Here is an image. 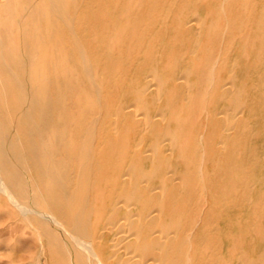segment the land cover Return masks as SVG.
Returning <instances> with one entry per match:
<instances>
[{
	"label": "bare ground",
	"instance_id": "1",
	"mask_svg": "<svg viewBox=\"0 0 264 264\" xmlns=\"http://www.w3.org/2000/svg\"><path fill=\"white\" fill-rule=\"evenodd\" d=\"M137 2L139 3V0ZM237 2L239 1L237 0ZM38 4L40 5L37 8L38 18L35 22L36 26L33 31L34 39L31 40V46L27 54L17 60L18 63L15 64V62H8L5 54L0 51V194L5 197L8 205L17 212L24 227L29 228L40 241L39 246L32 241L23 244L24 252L27 255L25 264H33L31 263L32 258L38 250H41L43 254L45 253L48 256L45 264H195L193 262L194 260L190 258L189 253L192 248L191 237L186 233L187 230L185 233L182 231L184 224L181 226V217H183V212L181 213V211H183V209L180 211L183 206L182 202L188 200L186 204L189 203V199H185L184 201L183 199L185 198L189 184L188 181L192 174L189 170L187 172V169L185 171L183 169V172L167 170L168 167L170 168L168 165H172L170 162L175 153L178 154V158L180 157L182 160L184 159L187 161L189 160L187 159V154L189 156V153L192 154V152H189L188 146H185L188 143L187 140H182V142H186H184L185 147H182V142L177 138L180 133H178V131L183 129L181 128L182 126L180 125V129L178 127L177 131L176 128L179 124L177 123L175 126L176 130L172 131V129H170V121L172 119L170 120L168 115H171L170 97L172 91L167 88L168 82L166 78L158 72V69L156 70V68L153 69V67H151L148 74H143L142 84H139L138 80L135 85L133 84L134 86H131L133 105L126 108L122 105L107 106L105 101L106 98L102 96L104 89L102 90L100 86L101 83L98 84V76L96 77L93 64L89 60L90 58L85 45L78 34V30L85 25H83L84 22L80 16V0H38ZM99 4L100 3H98L97 6ZM167 4H169V2ZM141 6H143V4H141ZM116 7L118 6H114V8ZM241 7L243 8L242 5ZM107 8L108 7H106V9ZM124 9H129V6ZM234 9H236V7ZM107 10L106 12H109L110 9ZM191 11L193 10H190V12ZM128 12L127 15L125 14L126 16H128ZM164 14L165 13H163L162 17ZM91 15H93V13ZM220 17L222 18V16ZM124 18L127 17L124 16ZM239 19H241V17H239ZM239 19H237V22ZM123 20L125 23V19ZM244 20L252 19L247 18ZM244 20H240L241 23H243ZM248 24L251 23L249 22ZM132 25L135 28L137 26L136 24V26L134 24ZM159 25H161V22ZM202 25L203 21L196 17L191 20V27L189 26V29L194 30L196 34H200ZM128 29L131 31L130 29H132V27ZM240 29L243 28L240 27ZM236 31H238V29ZM232 33L234 35V32ZM242 33L243 32H241V34ZM188 34H190V32ZM222 34L224 35L225 33ZM115 36H117V33ZM0 37H2L1 33ZM128 37H130L129 34ZM143 38H145V35ZM123 43H121V45H123ZM138 43L137 45L141 44ZM146 45L147 44H145V46ZM165 46L166 45H163V47ZM132 50H134V47ZM168 51L169 50H167V52ZM194 51L196 50L193 47L191 52L194 54ZM226 54H228V52H226ZM120 55L121 54L118 56ZM156 56H154V58ZM121 58V56L120 59L117 57L118 62ZM72 60L76 63H73L75 64L74 67L72 64V67L70 65V61ZM209 60H211V58ZM121 62H123V60L120 61V63ZM214 62L217 63L216 60ZM110 63L112 64L111 61ZM120 63H118V67ZM120 65H122V63ZM214 66L215 65H212V67ZM206 67L208 66L206 65ZM187 69V71L190 70V68ZM211 70L212 69H210V71ZM222 71L220 69V72ZM108 72H106V74ZM235 72L233 73L231 68V71L228 73V81L218 89L219 99L224 105L220 110L214 112L215 117L218 116L221 121L220 123H222L220 126L221 136L218 143L222 148H224L226 144L228 134L235 129L238 116L242 114L244 110V101H242L240 91L236 90L233 82V74H235ZM213 73L215 72H212V76L214 75ZM174 74H176V72H174ZM246 76H248V74ZM105 77H107V75H105ZM183 78L185 80L184 83H186L185 90L187 95L182 101V105L185 108L189 104L190 97L188 98V96H190V91L188 90H190V84L188 74ZM219 78L220 76L218 79ZM214 79L215 78H213V80ZM177 80L180 81V79ZM112 81H114V79ZM215 82H217V80ZM215 84L218 86L217 83ZM237 85L236 83V86ZM215 88L216 87H213V89ZM206 92L207 89L205 93ZM242 92H244V90ZM199 98L201 99V94ZM200 99L199 101L202 104L204 98L202 97V99ZM201 106L203 107L206 105ZM204 108L200 109L206 110V107ZM138 112L141 113H139L141 117L137 119L136 116ZM176 119H174L175 122ZM178 120L179 119H177V122L180 121ZM123 123H127V129L130 128L133 133L132 137H128L127 140L125 139V132L127 130H123ZM215 127L216 126H214V128ZM181 134L183 135V133ZM201 155L202 153L200 156ZM118 156L119 158H117ZM113 157L116 158L115 161L117 160V162H115V164H117L113 167L114 170H112V166H109L111 158ZM199 159H202V157ZM197 161L199 162L200 160L197 159ZM246 161L248 160L246 159ZM179 162L178 166L181 167ZM206 162L207 161H205V163ZM145 164L147 167H145ZM194 164L195 163H193V166ZM250 165L248 164V166ZM188 166L190 167V165L186 167L188 168ZM202 166L199 165L195 170L192 168L194 170L192 173L196 179L198 174L199 181L205 186L204 184L208 179L206 180L207 177L204 175L205 173L199 172L204 170H201ZM111 172L112 174H110ZM25 174L33 175L34 181L31 182L32 184L27 183L24 178ZM217 178H219V176ZM199 183L198 186H200ZM227 185L228 184H226V186ZM191 186H194L196 190L197 186H195V184L193 185L192 183ZM243 189L244 188H242V191ZM30 192H32V196ZM187 193L188 195L190 194V192ZM245 195L244 199L246 196L248 197V193L246 196ZM232 199L234 198L232 197ZM250 201H252L251 197ZM250 203L251 202H249V205ZM225 206L228 205L226 204ZM197 207L199 206L197 205ZM257 212H259V209ZM195 221H197V219ZM187 224H189V222ZM185 227H183V229ZM193 231H190V233ZM198 235H200V233ZM196 237L197 236H195V238ZM200 242H202V240H200ZM241 245L243 246L244 244L242 243ZM202 248L200 249L202 250ZM236 249L237 252L238 248ZM237 253L236 261L238 264H254V262L248 258L249 255L247 257L246 252L239 250ZM203 254L204 253L201 255L200 253L201 256H203ZM229 254H231V252ZM262 261L261 264H263Z\"/></svg>",
	"mask_w": 264,
	"mask_h": 264
},
{
	"label": "rangeland",
	"instance_id": "2",
	"mask_svg": "<svg viewBox=\"0 0 264 264\" xmlns=\"http://www.w3.org/2000/svg\"><path fill=\"white\" fill-rule=\"evenodd\" d=\"M137 1L138 0H80V16L83 19V25H85L83 26V28L78 30V34L85 45L88 56L90 58L89 60L93 64V67L96 72V77L98 76V84L101 83L100 86L102 90L104 89L102 96L103 98H106V100H104L106 101L107 106L122 105L124 108L129 107L133 105L131 86L133 84L135 85L138 80L139 84H142L143 74H148L150 72L151 67H153V69L156 68V70L158 69V72L162 76H164V78H166L168 82L167 88L172 91V99L170 97L171 115H168L169 119H172L170 121V129H172V131L177 129L178 131V127L180 129V127L182 126L181 128L183 129L180 130L183 131H178V133H180L178 134L179 136L177 138H179V141L181 142L182 140H187L188 145L186 144L185 146H188L187 148L189 152H192V154L189 153L190 157L187 154V159H189L190 161H186L184 159L182 160V158L180 157L178 158V154L175 153L170 162L174 166L169 164L168 166H170L171 169L169 167L167 169L169 171L175 170L177 172H183V169L184 171L187 169V172L189 170V172L191 171L192 174L190 175L186 195L183 199V201L185 199H189V203L186 204L188 200H185L184 202H182L183 206L180 209V211L183 209V211H181V213L183 212V217L186 216L185 218L181 217V226L182 224H184L183 227L186 226L184 229L182 227V231L185 233L187 230L186 233L189 234L191 237L192 248L189 251L190 258L194 260L193 262L195 264H211L213 262V264H228V262L229 264H238L236 261L238 254L237 252L241 250L246 252L247 257L249 255L248 258L252 260L254 264H261V261H264V0H238L239 2H237V0H227V2L226 0H139V3ZM115 2L118 5H116ZM168 2L169 4H167ZM240 2L243 3L241 4ZM98 3L100 4L97 6ZM141 4H143V6H141ZM239 4H241L243 8ZM39 5L40 4H38V0H0V33L2 36L0 37V51L5 54L6 60L8 62H15V64H17V60L21 59L27 54V51L31 46V40L34 39L33 31L36 26L35 22L38 18L37 8L39 7ZM123 5H125L126 7L129 6V9H124L126 7ZM237 5L239 9L237 8ZM114 6H118L116 7L117 9L114 8ZM234 6L236 7V9H234ZM106 7H108L107 9H110L109 12H106L108 11ZM180 9H182L183 11ZM190 10H193L194 12H190ZM127 12L128 16H126ZM161 12L165 13L163 16L164 18L162 17L163 13ZM92 13L93 15H91ZM251 15L254 17H252ZM124 16L128 19L124 18ZM220 16H222V18ZM196 17L200 18L203 21L200 34H196L194 33V30L189 29L191 27V20L195 19ZM239 17H241V19H239ZM247 18L252 20L245 21L244 19ZM123 19H125L126 24L124 23ZM237 19H239L238 22ZM220 20L222 23L220 22ZM223 20L225 21V23ZM240 20H244L243 23H241ZM248 21L251 24H248ZM160 22L161 25H159ZM132 24H136L138 27L135 25V28ZM131 27L132 29H130L131 31H129L128 28ZM240 27L243 29H240ZM185 28H188L189 30H186ZM237 29L238 31H236ZM188 31L190 32V34H188ZM232 32H234V35ZM241 32H243L244 34H241ZM116 33L117 36H115ZM222 33L225 34L223 35ZM128 34L130 37H128ZM143 34L145 35V38H143ZM233 38L237 39L234 40ZM121 43H123V45H121ZM137 43H141L142 45H137ZM126 44H128L129 46ZM145 44L147 45L145 46ZM163 45L166 46L163 47ZM133 47L135 51L132 50ZM193 47L196 50L194 51V54L191 52ZM225 48L227 49V51ZM121 49L125 50H123L122 52ZM167 50L169 51L167 52ZM225 51L228 52V54H226ZM157 52L159 55L157 54ZM118 53L121 54L120 56L122 57L119 62L118 59H120V56H118ZM126 56L131 57L127 58ZM154 56L156 57L154 58ZM108 58H111L112 60ZM210 58L213 61L209 60ZM151 59L153 60V62ZM122 60V65H120V61ZM215 60L217 61V63L214 62ZM219 60L221 61V63ZM110 61L112 62V64L110 63ZM117 62L120 63L119 67ZM73 63H75L73 62V60L70 61V65L72 64L74 67L76 63ZM167 64L170 66H168ZM210 64L215 66L212 67V65ZM96 65L99 67H97ZM206 65L208 67H206ZM104 67L107 71L104 69ZM107 67L109 68V72ZM187 68H190L189 71L191 73L187 71ZM209 68L212 69V72H215L213 74L216 77L214 75V77L212 76V72ZM231 68L233 73L236 70L235 74H233V82L236 90L240 91L242 101H244V110L242 114L238 116L235 129H233L228 134L226 144L224 148H222L221 145L218 144L221 136L220 126L222 123H220L221 121L218 116L215 117L214 112L220 110L224 105V103L219 99L218 89L221 88L222 85L228 81V73L231 71ZM115 69L117 70V73ZM195 69L197 72L195 71ZM206 69H209L208 72ZM220 69L221 71L224 69L225 70L220 72ZM173 71L176 72V74H174ZM106 72L110 74H106ZM187 74L190 84V90H188L190 91V96H188V98H190L188 106L184 108L182 105V101L185 97H187V95L185 90L186 83H184L185 80L183 77L187 76ZM217 74L220 76L221 79H218L219 76ZM247 74L248 76H246ZM105 75H107V77H105ZM259 76L260 80H262L263 82L259 80ZM99 78L101 79V82ZM213 78L215 79L213 80ZM113 79L114 81H112ZM177 79H180V81ZM216 80L217 82H215ZM215 83H217L218 86H216ZM236 83L238 84L237 86ZM213 87L216 88L213 89ZM206 89L207 92L209 91L210 93L206 92V94ZM243 90L244 92H242ZM199 91L202 92L200 93ZM200 94L201 99L202 97L204 98V102L202 101V104L199 101ZM128 100L132 101L129 102ZM200 104L206 106L202 107ZM204 107H206V110H202ZM139 113L140 112H138L136 116L137 119L141 117V113ZM176 118L180 121L178 120L179 122H177ZM174 119H176V122L174 121ZM177 123L179 124L175 129ZM214 126L216 127L214 128ZM123 130H127V134L125 132L126 140L128 137H132L133 133L130 128L127 129V123H123ZM181 133H183V135ZM180 136L182 139L180 138ZM184 142H182V147H185ZM202 146L204 147V150ZM201 153L202 155L200 156ZM198 157H202V159H199ZM117 158H119V156ZM115 159L116 158L113 157L110 161L109 166H112V170H114L113 167L117 164H115V162H117V160L115 161ZM197 159L200 161L198 162ZM246 159L248 161H246ZM184 161H186L187 163ZM205 161L207 162L205 163ZM178 162L181 167L178 166ZM193 163H195L194 166L196 165L195 168H198L199 165H203L201 167V170L204 169L205 171L203 170L199 172L203 174L205 173L204 175L207 177L206 180L208 179V181H206V183L204 184L205 186H203V184L199 181L198 174L197 179L193 176L192 172H194L195 170ZM245 163L247 166L245 165ZM185 164L186 166L190 165V167L188 166L189 169L185 166ZM248 164L252 165L248 166ZM145 167H147V165ZM112 172L110 174H112ZM207 172L208 174H210L208 175ZM218 176L219 178H217ZM24 178L29 184L34 181V177L32 174H25ZM235 182L237 183V185ZM192 183L193 185L195 184V186L198 187H196V190L194 189V186H191ZM198 183L200 186H198ZM226 184L228 185L226 186ZM208 187H210L211 189ZM205 188L207 189V191ZM242 188H244L243 191ZM187 192H190V194L188 195ZM196 193L198 194V196ZM247 193L248 197L251 194L250 197L252 201H250V197L248 198L246 196ZM30 194L32 196V192H30ZM244 195L247 198L245 197L244 199ZM232 197L234 199H232ZM249 202H251L250 205ZM226 204L229 206V208L228 206H225ZM197 205L199 207H197ZM220 207L223 208V211ZM257 207L259 209V212H257ZM185 208L188 210H186ZM196 219L197 221H195ZM188 222L189 224H187ZM191 227L192 229L190 230ZM190 231L193 232L190 233ZM207 232L210 234H208ZM199 233L200 235H198ZM195 236H197V239L195 238ZM200 240H202V242H200ZM28 241H32L37 246H39L40 244L39 239L34 235V233H32L31 230H29V228L24 227V224L21 222L17 212L8 205L5 197L0 194V264H25V258L27 255L24 252L23 244ZM242 243L244 244L243 246L241 245ZM200 248H202V250ZM236 248H238L237 252ZM227 251L229 253L231 252V254H229ZM200 253L201 255L202 253H204L205 255L203 254V256L205 257L201 256ZM47 258L48 256L45 253L43 254L41 250H38L34 254L31 263L45 264ZM205 258H207L208 261ZM263 261L262 263L264 264Z\"/></svg>",
	"mask_w": 264,
	"mask_h": 264
}]
</instances>
